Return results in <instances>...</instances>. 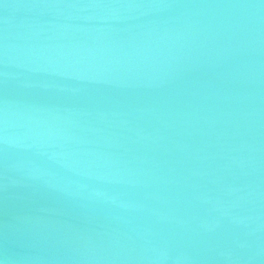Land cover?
I'll return each instance as SVG.
<instances>
[{
	"label": "water",
	"instance_id": "95a60500",
	"mask_svg": "<svg viewBox=\"0 0 264 264\" xmlns=\"http://www.w3.org/2000/svg\"><path fill=\"white\" fill-rule=\"evenodd\" d=\"M0 264H264V0H0Z\"/></svg>",
	"mask_w": 264,
	"mask_h": 264
}]
</instances>
